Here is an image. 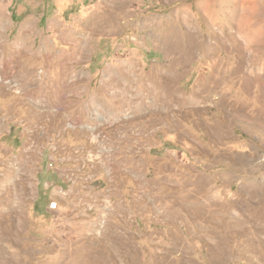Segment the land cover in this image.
I'll use <instances>...</instances> for the list:
<instances>
[{
    "label": "rangeland",
    "instance_id": "obj_1",
    "mask_svg": "<svg viewBox=\"0 0 264 264\" xmlns=\"http://www.w3.org/2000/svg\"><path fill=\"white\" fill-rule=\"evenodd\" d=\"M0 264H264V0H0Z\"/></svg>",
    "mask_w": 264,
    "mask_h": 264
},
{
    "label": "bare ground",
    "instance_id": "obj_2",
    "mask_svg": "<svg viewBox=\"0 0 264 264\" xmlns=\"http://www.w3.org/2000/svg\"><path fill=\"white\" fill-rule=\"evenodd\" d=\"M94 141H96L97 142V140L95 139ZM92 144H94V143H92Z\"/></svg>",
    "mask_w": 264,
    "mask_h": 264
}]
</instances>
